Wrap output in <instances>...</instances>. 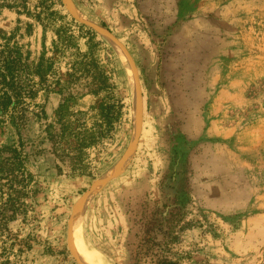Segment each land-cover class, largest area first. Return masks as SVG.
<instances>
[{"label":"rangeland","instance_id":"1","mask_svg":"<svg viewBox=\"0 0 264 264\" xmlns=\"http://www.w3.org/2000/svg\"><path fill=\"white\" fill-rule=\"evenodd\" d=\"M4 46L29 65L32 154L13 162L10 107L0 264H151L134 258L151 225L177 264H264V0H0ZM120 102L111 129L102 108ZM84 201L95 261L73 236Z\"/></svg>","mask_w":264,"mask_h":264},{"label":"trees","instance_id":"2","mask_svg":"<svg viewBox=\"0 0 264 264\" xmlns=\"http://www.w3.org/2000/svg\"><path fill=\"white\" fill-rule=\"evenodd\" d=\"M9 6V5H8ZM29 75V65L26 60H23L21 56H19L16 52L11 50L9 47H1L0 48V114H5L9 111V108H13L14 113H19L22 119L16 121L17 123V130L19 135V143L17 146L13 148V162L16 163L17 161L21 162L22 167L27 169L28 161L30 160L32 152L26 148V141L23 136V129L27 127L28 121L32 117V112L28 107L20 108L19 104V97L18 92L16 91L20 83L25 81ZM26 76V78H25ZM15 98V100H13ZM122 103L117 104H109L107 107L102 108V114L106 120V125H108L111 129L115 125V121L118 120L122 113ZM20 109V110H18ZM13 115V113H12ZM18 116V118H19ZM35 116V114L33 115ZM24 119V120H23ZM47 134L46 140L48 139L51 154L54 156H61L59 153V139L63 136L62 131H58L57 129L54 131H49V125L44 123ZM42 128V129H43ZM101 133V132H100ZM61 150V149H60ZM62 172V171H60ZM153 226H149L146 231V236L138 245V249L134 252V258L139 259V256L142 253L152 252L155 256L154 261L151 264H177L175 261L169 259L168 257L159 254L160 251L155 252V246L160 243L157 240L155 235H152ZM151 244V245H150Z\"/></svg>","mask_w":264,"mask_h":264},{"label":"bare ground","instance_id":"3","mask_svg":"<svg viewBox=\"0 0 264 264\" xmlns=\"http://www.w3.org/2000/svg\"><path fill=\"white\" fill-rule=\"evenodd\" d=\"M134 80V79H133ZM136 84V83H135ZM134 86H136V85H134ZM137 87V86H136ZM135 87V88H136ZM137 90V89H136ZM137 93V92H136ZM139 95V94H138ZM136 97H138V96H136ZM139 100V99H138ZM137 101V100H136ZM135 101V102H136ZM138 107V106H137ZM132 154H133V151H128L126 154H125V156L123 157V159H121L116 165H115V167L113 168V169H111V170H117V171H121V170H123L125 167H126V165H127V163H128V161H129V159H130V157L132 156ZM90 194H92L91 192H90ZM89 194V195H90ZM91 196V195H90ZM89 196V197H90ZM89 197H87L85 200H88V198ZM85 202L86 201H84V202H82L81 204H79L78 205V213H76L77 215H76V219L74 220V223H73V236H74V238H75V241H76V243L78 244V246L81 248V250H82V252H83V255H84V258H86L87 260H89V261H95V257H94V255H93V252L88 248V246H87V244L85 243V241H84V235H83V214H84V209H85Z\"/></svg>","mask_w":264,"mask_h":264}]
</instances>
